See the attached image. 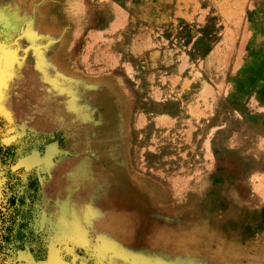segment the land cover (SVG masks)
Here are the masks:
<instances>
[{
    "label": "rangeland",
    "instance_id": "374dc122",
    "mask_svg": "<svg viewBox=\"0 0 264 264\" xmlns=\"http://www.w3.org/2000/svg\"><path fill=\"white\" fill-rule=\"evenodd\" d=\"M25 63L63 111L0 102V264H264V0H0ZM58 165L104 203L61 209Z\"/></svg>",
    "mask_w": 264,
    "mask_h": 264
},
{
    "label": "bare ground",
    "instance_id": "6f19581e",
    "mask_svg": "<svg viewBox=\"0 0 264 264\" xmlns=\"http://www.w3.org/2000/svg\"><path fill=\"white\" fill-rule=\"evenodd\" d=\"M23 66L5 71L3 74L1 73L0 102H8L11 109L14 111L19 110L18 114H22L21 119L29 121L33 126L42 129L46 128L55 122L54 120L58 117L57 115L61 114L63 109L55 100V104L59 105L58 109H55V112L49 110L48 107L51 105V99H54L53 96L51 97V95L47 94L45 91L39 90L37 85L28 80L25 74H28L31 69L26 63ZM33 76H35V74ZM6 81L9 82V92H6L8 90L3 91ZM14 95L20 100L12 101V96ZM32 100H34L33 107L30 105ZM20 110H25L24 112L26 113L23 111L20 112ZM24 115L26 117H24ZM34 118L36 121H34ZM73 167L74 166L58 165L57 168L52 169L51 184L53 187H51L50 190L52 191V195L63 197L64 203L60 208L63 209L66 203L73 202L74 200L77 203L85 202L94 206H99L104 203L105 199L103 193L99 192L101 189L100 183L93 175V171L87 169V167L83 165L82 167ZM92 175L94 177H92ZM144 249L143 251H149V248L146 246ZM143 251H140L136 255V262L133 264H142V257L145 258V253ZM114 260H116V262L113 264H121L119 263L121 262L120 260Z\"/></svg>",
    "mask_w": 264,
    "mask_h": 264
},
{
    "label": "trees",
    "instance_id": "16d2710c",
    "mask_svg": "<svg viewBox=\"0 0 264 264\" xmlns=\"http://www.w3.org/2000/svg\"><path fill=\"white\" fill-rule=\"evenodd\" d=\"M9 148H6V147H3L0 145V166H4V167H9L13 164V154L11 155ZM9 157H12L11 160H9ZM15 177V175L11 174L9 169L7 171V175H6V183L4 184V186H6V188L8 187L10 181L12 179L10 178H13ZM31 177L33 178V176H30V179ZM5 178V177H4ZM35 180V179H34Z\"/></svg>",
    "mask_w": 264,
    "mask_h": 264
},
{
    "label": "crops",
    "instance_id": "0c3cea01",
    "mask_svg": "<svg viewBox=\"0 0 264 264\" xmlns=\"http://www.w3.org/2000/svg\"><path fill=\"white\" fill-rule=\"evenodd\" d=\"M217 16H218V17H223L220 13H217Z\"/></svg>",
    "mask_w": 264,
    "mask_h": 264
}]
</instances>
